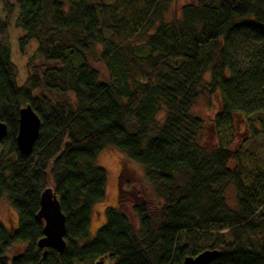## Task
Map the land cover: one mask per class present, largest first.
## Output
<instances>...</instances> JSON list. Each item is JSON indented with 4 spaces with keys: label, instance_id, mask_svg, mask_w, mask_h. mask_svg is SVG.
<instances>
[{
    "label": "trees",
    "instance_id": "1",
    "mask_svg": "<svg viewBox=\"0 0 264 264\" xmlns=\"http://www.w3.org/2000/svg\"><path fill=\"white\" fill-rule=\"evenodd\" d=\"M171 1L0 0V122L8 129L1 145L13 157L0 159V203L6 197L18 215L15 228L0 222V264H183L204 250L219 252L211 264H264V173L231 148L239 127L249 139L259 136L258 123L264 129V0H199L167 21ZM16 11L20 53L36 45L23 86L8 41ZM204 97L218 102L212 122L230 138L225 145L201 143L193 108ZM27 105L41 128L23 159L16 136ZM108 147L143 168L148 191L131 200L134 224L121 209L131 198L123 167L120 210L107 209L89 240L107 185L97 157ZM231 187L235 210L226 200ZM46 189L65 215L66 246L44 256L36 215ZM15 246L22 250L9 258Z\"/></svg>",
    "mask_w": 264,
    "mask_h": 264
},
{
    "label": "rangeland",
    "instance_id": "2",
    "mask_svg": "<svg viewBox=\"0 0 264 264\" xmlns=\"http://www.w3.org/2000/svg\"><path fill=\"white\" fill-rule=\"evenodd\" d=\"M18 0H11V3L15 4ZM199 0H175L171 1L168 4V13L165 15L167 21L172 20L173 11L176 12L177 17H181V8L184 5L188 4H196ZM105 3H112V0H103ZM5 13L3 11L2 5L0 3V17L4 18ZM18 17V12L12 16L10 22V28L8 30V41L10 43L11 48V58L13 63L16 66L18 73V85L23 86L26 82V79L29 76V70L27 68V60L31 57L35 50L36 45L32 44L27 49V56H23L18 47V40L20 37L24 35V32L16 26V19ZM235 58L238 62L244 63L243 53L241 50L235 55ZM89 60L93 67H95L100 73V80L102 82L110 81V74L106 69L105 65L100 62L97 58V55L91 54L89 55ZM208 79V77H207ZM219 109V105L216 99H208L207 97L202 98L198 104L193 108V112L196 116H198L203 121L204 131L202 133V141L203 145H206L210 148H215L221 145H225L226 141H229V137L227 134L219 135L214 126L212 119L214 115ZM163 116L161 115L160 118ZM264 125V118L261 117ZM240 122V121H239ZM259 128V136L255 139H249V133L244 130V127H239L237 130V135L235 138H232L231 148L234 151H238L240 157L244 160V164L246 168L253 170H260L264 173V129L257 124ZM106 158V159H105ZM0 159L5 160L7 163H10L13 159L12 156H8V151L4 150L2 145L0 144ZM97 164L106 170L107 172V185H106V195L105 199L102 203L97 204L92 209L91 214V223H90V236L89 240L94 239L96 236V232L99 228H101L105 224V211L109 208L111 209H119V185L120 184V174L121 172H125L128 175V178L131 180V184L129 187L125 188V193L127 197H131L128 200V203L125 204L121 209L125 214L130 218V220L136 224V218L131 212V200H136L134 197L135 193L146 190L148 191L145 182L143 181V173L144 170L137 164H132L128 162L124 155L117 151L114 148L108 147L104 149L97 157ZM235 166V164H231ZM125 168V170L123 169ZM128 191V193H127ZM140 193V192H139ZM150 193V192H148ZM133 198V199H132ZM227 205L235 210L236 209V193L235 189L231 187L226 194ZM0 222L8 229H12L17 227L18 225V215L11 208L9 203L7 202L6 197H4L0 203ZM16 248L18 246H15ZM12 248L8 252L9 258H12L14 255L18 254L22 247Z\"/></svg>",
    "mask_w": 264,
    "mask_h": 264
},
{
    "label": "water",
    "instance_id": "3",
    "mask_svg": "<svg viewBox=\"0 0 264 264\" xmlns=\"http://www.w3.org/2000/svg\"><path fill=\"white\" fill-rule=\"evenodd\" d=\"M41 120L30 105L20 110L19 126L16 136V143L21 158L26 159L32 153L35 143L39 137ZM8 129L0 122V144L7 137ZM39 211L36 215L38 221H42L43 238L38 241V247L45 249L44 256L48 249L62 252L65 249L66 218L61 211L58 198L51 189H46L39 201ZM219 256L217 250H204L196 256L187 257L183 264H211ZM94 264H107L104 259Z\"/></svg>",
    "mask_w": 264,
    "mask_h": 264
},
{
    "label": "bare ground",
    "instance_id": "4",
    "mask_svg": "<svg viewBox=\"0 0 264 264\" xmlns=\"http://www.w3.org/2000/svg\"><path fill=\"white\" fill-rule=\"evenodd\" d=\"M106 159V158H105Z\"/></svg>",
    "mask_w": 264,
    "mask_h": 264
}]
</instances>
